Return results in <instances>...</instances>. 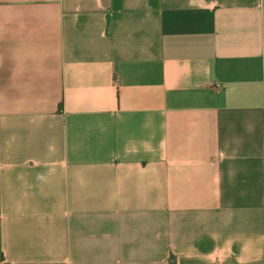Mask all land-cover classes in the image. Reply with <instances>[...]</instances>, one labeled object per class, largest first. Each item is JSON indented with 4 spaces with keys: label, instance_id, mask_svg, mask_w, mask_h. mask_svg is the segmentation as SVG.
I'll return each mask as SVG.
<instances>
[{
    "label": "crops",
    "instance_id": "1",
    "mask_svg": "<svg viewBox=\"0 0 264 264\" xmlns=\"http://www.w3.org/2000/svg\"><path fill=\"white\" fill-rule=\"evenodd\" d=\"M0 264H264V0H0Z\"/></svg>",
    "mask_w": 264,
    "mask_h": 264
}]
</instances>
